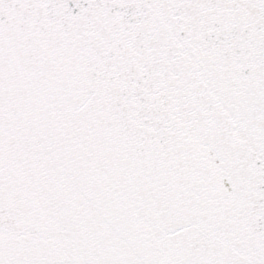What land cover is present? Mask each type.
<instances>
[{
    "label": "snow or ice",
    "instance_id": "obj_1",
    "mask_svg": "<svg viewBox=\"0 0 264 264\" xmlns=\"http://www.w3.org/2000/svg\"><path fill=\"white\" fill-rule=\"evenodd\" d=\"M0 264H264V0H0Z\"/></svg>",
    "mask_w": 264,
    "mask_h": 264
}]
</instances>
